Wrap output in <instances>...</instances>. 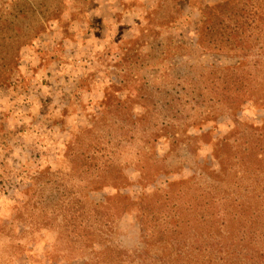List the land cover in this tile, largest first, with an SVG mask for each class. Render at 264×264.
Segmentation results:
<instances>
[{"label": "rangeland", "instance_id": "1", "mask_svg": "<svg viewBox=\"0 0 264 264\" xmlns=\"http://www.w3.org/2000/svg\"><path fill=\"white\" fill-rule=\"evenodd\" d=\"M226 1L0 0V264H264V30L203 23L264 0Z\"/></svg>", "mask_w": 264, "mask_h": 264}, {"label": "trees", "instance_id": "2", "mask_svg": "<svg viewBox=\"0 0 264 264\" xmlns=\"http://www.w3.org/2000/svg\"><path fill=\"white\" fill-rule=\"evenodd\" d=\"M227 4H229L228 0L224 2V4L221 5V7L223 8V6H226ZM263 12H264V9H262L261 13ZM257 13L258 11L255 7L252 6L251 8H247L246 6V8H244L241 11V15H238L240 16L239 19L237 18L235 21L234 20L229 21V24L227 23L226 25H220V26H215L214 24L211 27H209L208 24L211 23L209 20H206L203 23H204V26H206V28H208V30L210 31L215 28H218L220 32L219 34H221L222 37H225L229 41L228 44L231 45L233 48L235 49L240 48L242 50L243 49L245 50L247 46L248 47L255 46V42L259 41L258 33L260 32L262 33V31L264 30L263 29L264 27H262L264 26V16H261L260 14L257 15ZM229 15L231 16L232 14H229ZM232 16H235V15H232ZM256 16L260 18L262 22L260 23L256 22L255 21L257 18ZM202 30H203V27H202ZM0 32H2V27H0ZM200 39H201V33L199 35V40ZM1 53L2 52H0V54ZM5 53L7 54L8 52L6 51ZM10 62H11V59L8 56H5V58L0 59V73L2 72V70L6 69V67L8 66ZM2 81L3 79L0 78V85L3 84Z\"/></svg>", "mask_w": 264, "mask_h": 264}]
</instances>
